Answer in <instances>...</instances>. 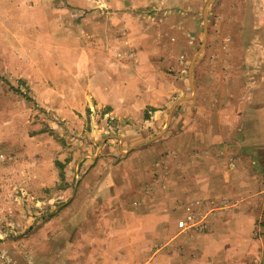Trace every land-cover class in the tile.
<instances>
[{
  "label": "crops",
  "instance_id": "1",
  "mask_svg": "<svg viewBox=\"0 0 264 264\" xmlns=\"http://www.w3.org/2000/svg\"><path fill=\"white\" fill-rule=\"evenodd\" d=\"M41 2L0 0V75L63 121L91 109L108 142L36 180L50 208L0 235V264H264V0H114L61 40L20 15Z\"/></svg>",
  "mask_w": 264,
  "mask_h": 264
},
{
  "label": "rangeland",
  "instance_id": "2",
  "mask_svg": "<svg viewBox=\"0 0 264 264\" xmlns=\"http://www.w3.org/2000/svg\"><path fill=\"white\" fill-rule=\"evenodd\" d=\"M41 1L43 2L40 4L35 3L34 6L19 10V13L28 16L25 13L29 10L31 14L35 10L44 12L46 20L50 18L55 21L56 28L53 31L59 40L63 38V28H66L63 20H68L66 26L70 27L71 22L78 28L87 16L98 14L106 17L114 11V0ZM45 7L46 10L50 8L53 11L52 18L44 11ZM146 11L156 10L148 7ZM40 18L42 19V16ZM66 30L69 31V28ZM53 31L48 33V40L52 38ZM10 44L14 45L10 47ZM4 45L10 58L17 55V47L12 40ZM41 64L43 69H54L51 62L41 61ZM18 78L13 70L0 75V155L4 156L0 160V235L13 234L21 224H26L33 218L36 212H48L50 193L45 189L47 187L40 185L36 180L42 177L52 179L58 175L65 176L59 159L63 153L68 152L67 149L71 148L72 156L85 155L90 159L93 153H97L95 150L101 146L103 140L105 144L108 142L101 134H95L94 129L99 128L91 118L94 111L86 109V112L81 114L77 109H69L68 106L66 109L70 110L72 120L63 121L57 111L61 109V103L39 100L42 103L39 104L37 99H33L35 95L31 87L22 85ZM66 82V79L59 81L57 89L65 92L69 101L72 99V102H76L79 100L77 96L81 94L79 88L83 89V86L73 80L68 84ZM51 90L55 89L51 87ZM76 144L80 151H77ZM77 152L80 153L78 156ZM82 169L72 167L73 184L76 177L83 174Z\"/></svg>",
  "mask_w": 264,
  "mask_h": 264
},
{
  "label": "built area",
  "instance_id": "3",
  "mask_svg": "<svg viewBox=\"0 0 264 264\" xmlns=\"http://www.w3.org/2000/svg\"><path fill=\"white\" fill-rule=\"evenodd\" d=\"M3 158H4V156L0 155V160H2ZM78 179H79V176L76 177V179H75V180H76V181H75V184L77 183ZM185 226H186V224H185L184 222H181V223L179 224V227L182 228V229H184ZM3 236L6 238L8 235H7V234H4ZM1 259H2V260H6V254H5V253H2V254H1ZM7 260H8V259H7Z\"/></svg>",
  "mask_w": 264,
  "mask_h": 264
}]
</instances>
